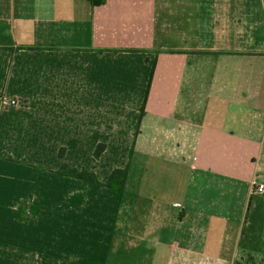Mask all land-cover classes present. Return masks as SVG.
Segmentation results:
<instances>
[{"label": "crops", "instance_id": "obj_1", "mask_svg": "<svg viewBox=\"0 0 264 264\" xmlns=\"http://www.w3.org/2000/svg\"><path fill=\"white\" fill-rule=\"evenodd\" d=\"M259 182L264 0H0V264H264Z\"/></svg>", "mask_w": 264, "mask_h": 264}, {"label": "trees", "instance_id": "obj_2", "mask_svg": "<svg viewBox=\"0 0 264 264\" xmlns=\"http://www.w3.org/2000/svg\"><path fill=\"white\" fill-rule=\"evenodd\" d=\"M98 51L101 52L102 50H98ZM140 110L142 114L143 107ZM103 150H104V144H98L93 152L94 157L98 158ZM59 155L60 156L63 155V149L59 150ZM56 173L62 176L75 178L77 180L87 182L93 185L103 186L106 188L122 191L125 186V181H126V177L128 173V167L125 166L123 168H114L105 182L99 181L96 175L92 171H89L86 169L78 170V169L69 167L67 164H63L56 171ZM234 264H248V260H245L243 262L241 260L235 261Z\"/></svg>", "mask_w": 264, "mask_h": 264}, {"label": "built area", "instance_id": "obj_3", "mask_svg": "<svg viewBox=\"0 0 264 264\" xmlns=\"http://www.w3.org/2000/svg\"><path fill=\"white\" fill-rule=\"evenodd\" d=\"M9 104H11V105L20 104V100H16V99H14V100H10V101H9ZM254 191H256V192H258V193H263V192H264V184H263L262 182H259V183L256 185V188H255Z\"/></svg>", "mask_w": 264, "mask_h": 264}]
</instances>
